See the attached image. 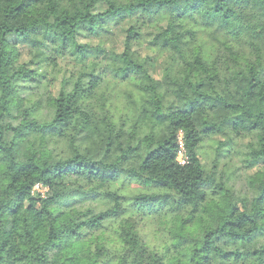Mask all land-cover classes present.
I'll return each instance as SVG.
<instances>
[{
    "label": "clouds",
    "instance_id": "obj_1",
    "mask_svg": "<svg viewBox=\"0 0 264 264\" xmlns=\"http://www.w3.org/2000/svg\"><path fill=\"white\" fill-rule=\"evenodd\" d=\"M0 264H264V0H0Z\"/></svg>",
    "mask_w": 264,
    "mask_h": 264
}]
</instances>
